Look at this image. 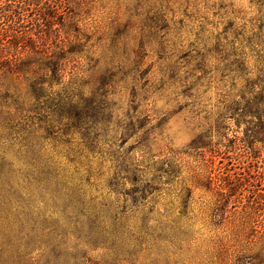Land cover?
Masks as SVG:
<instances>
[{
	"label": "rangeland",
	"instance_id": "1",
	"mask_svg": "<svg viewBox=\"0 0 264 264\" xmlns=\"http://www.w3.org/2000/svg\"><path fill=\"white\" fill-rule=\"evenodd\" d=\"M0 5V264H264V0Z\"/></svg>",
	"mask_w": 264,
	"mask_h": 264
},
{
	"label": "trees",
	"instance_id": "2",
	"mask_svg": "<svg viewBox=\"0 0 264 264\" xmlns=\"http://www.w3.org/2000/svg\"><path fill=\"white\" fill-rule=\"evenodd\" d=\"M1 1L2 0H0V3H1ZM11 6H9L8 8H10ZM2 9H4L3 8V6H1L0 5V10H2ZM20 10H22V8H21V6L19 5V4H17V6L15 7V10H14V14H16L15 16H19L20 15ZM5 12H2L3 13V15L1 16V17H3V18H7V20L9 19V21H12L13 20V14L11 13L10 14V9H5L4 10ZM5 32H7L8 31V29H10V28H2ZM20 33V32H19ZM20 35H22V34H20ZM12 37H14V36H12ZM22 37V36H21ZM20 37V38H21ZM14 39H16L15 37H14ZM1 42V41H0ZM8 52H7V49L4 47V46H2V43H0V59L1 58H5V63H6V67L7 68H14V69H12L11 71L13 72V73H18L17 72V70H18V68H17V61H15L14 59H12V60H10V59H8V57H9V54H7ZM72 53V52H71ZM12 57V56H11ZM0 69H2V68H0ZM260 102H264V96L262 95V98L260 99ZM260 102H256V103H260ZM261 105H257L256 104V107L254 108L255 109V117H257V119H261L262 118V115L260 114V112H261ZM261 115V116H260Z\"/></svg>",
	"mask_w": 264,
	"mask_h": 264
}]
</instances>
